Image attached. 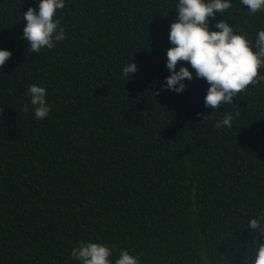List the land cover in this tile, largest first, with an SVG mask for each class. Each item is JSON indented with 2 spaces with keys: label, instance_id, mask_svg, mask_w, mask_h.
<instances>
[{
  "label": "trees",
  "instance_id": "16d2710c",
  "mask_svg": "<svg viewBox=\"0 0 264 264\" xmlns=\"http://www.w3.org/2000/svg\"><path fill=\"white\" fill-rule=\"evenodd\" d=\"M176 3L66 0V38L29 53L23 13L38 0H0V48L12 52L0 67V264H76L80 241L142 264H253L264 79L218 111L204 106L203 79L162 90ZM221 19L253 42L264 28V12L240 0L212 30ZM133 60L138 71L124 77ZM31 84L52 108L39 121L22 111ZM226 112L239 113L233 127L216 128Z\"/></svg>",
  "mask_w": 264,
  "mask_h": 264
},
{
  "label": "clouds",
  "instance_id": "9594fccd",
  "mask_svg": "<svg viewBox=\"0 0 264 264\" xmlns=\"http://www.w3.org/2000/svg\"><path fill=\"white\" fill-rule=\"evenodd\" d=\"M240 3L251 14L264 12V0H240ZM65 6L66 0H38V10L30 7L23 13L22 39L27 43L29 53L52 49L66 38L59 18L60 10ZM231 6L232 0H177L175 10L178 15L170 25L168 39L171 46L166 51V68L170 74L165 77L162 90L182 94L188 89L186 81L203 79L209 85L204 106L218 111L222 106L234 103V98L249 85L264 79L258 78L260 70L264 69V28L257 31L254 42L225 19L215 24L216 30L211 28L216 14L223 16ZM11 56L10 50L0 48V67ZM137 71L138 66L133 60L122 68V75L132 79ZM26 96L28 102L22 111L31 110L38 121L49 116L52 108L45 87L31 84ZM238 115V112H226L216 121L215 127L232 128ZM208 118L205 116V120ZM248 230L255 232L256 240H259L253 264H264V243L260 242L264 237V215L250 218ZM114 248L107 243L80 241L72 248L71 258L76 264H142L141 257L128 250H121L119 257L113 260Z\"/></svg>",
  "mask_w": 264,
  "mask_h": 264
}]
</instances>
